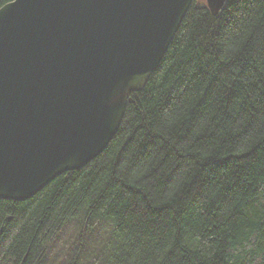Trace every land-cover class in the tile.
<instances>
[{"label":"trees","instance_id":"16d2710c","mask_svg":"<svg viewBox=\"0 0 264 264\" xmlns=\"http://www.w3.org/2000/svg\"><path fill=\"white\" fill-rule=\"evenodd\" d=\"M62 248L56 264H264V0H194L106 147L0 198V264Z\"/></svg>","mask_w":264,"mask_h":264},{"label":"water","instance_id":"95a60500","mask_svg":"<svg viewBox=\"0 0 264 264\" xmlns=\"http://www.w3.org/2000/svg\"><path fill=\"white\" fill-rule=\"evenodd\" d=\"M193 1L0 7V198L25 200L106 147ZM205 1L217 12L225 0Z\"/></svg>","mask_w":264,"mask_h":264},{"label":"rangeland","instance_id":"374dc122","mask_svg":"<svg viewBox=\"0 0 264 264\" xmlns=\"http://www.w3.org/2000/svg\"><path fill=\"white\" fill-rule=\"evenodd\" d=\"M197 3L198 4H200V5H205L206 4V1L205 0H197ZM64 241H66L67 243H68V245H69V240L67 241L66 240V238L64 237ZM65 245V244H64ZM63 253V248L60 250H58V259L57 260H55V263L54 264H56V262L58 261V260H60L61 258L59 257L61 254ZM57 257V256H56ZM61 261V260H60ZM59 263V262H58Z\"/></svg>","mask_w":264,"mask_h":264},{"label":"bare ground","instance_id":"6f19581e","mask_svg":"<svg viewBox=\"0 0 264 264\" xmlns=\"http://www.w3.org/2000/svg\"><path fill=\"white\" fill-rule=\"evenodd\" d=\"M86 163H87V162H86ZM86 163H85V164H86ZM85 164H84V165H85Z\"/></svg>","mask_w":264,"mask_h":264}]
</instances>
